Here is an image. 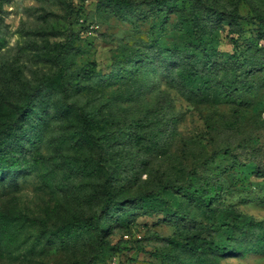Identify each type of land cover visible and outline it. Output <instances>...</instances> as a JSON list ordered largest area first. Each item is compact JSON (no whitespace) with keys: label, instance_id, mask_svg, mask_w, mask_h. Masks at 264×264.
Returning a JSON list of instances; mask_svg holds the SVG:
<instances>
[{"label":"rangeland","instance_id":"obj_1","mask_svg":"<svg viewBox=\"0 0 264 264\" xmlns=\"http://www.w3.org/2000/svg\"><path fill=\"white\" fill-rule=\"evenodd\" d=\"M11 119L0 264H264V0H0Z\"/></svg>","mask_w":264,"mask_h":264},{"label":"trees","instance_id":"obj_2","mask_svg":"<svg viewBox=\"0 0 264 264\" xmlns=\"http://www.w3.org/2000/svg\"><path fill=\"white\" fill-rule=\"evenodd\" d=\"M118 1V0H115ZM122 3L124 4H128L129 0H122ZM160 5V4H157ZM234 15L236 17L237 16V11L234 10ZM92 67H94V64H91ZM85 73H88L86 71H84ZM20 118L22 119V122H28L29 121V113L27 108L26 109H21L20 112ZM18 122L15 121V119H11L9 120L4 127L2 136L0 135V175L3 176V174L5 172H12L16 169L19 168L18 163L20 160V155H21V148H22V144H21V140L20 137H24L27 138V135L25 133L24 130H20L19 131V135L16 132V124ZM21 129L19 126L17 128V130ZM173 189L176 190H182L179 187H174L171 186ZM104 194L106 195V203L107 206L110 207H115L116 204L113 200V197L111 195V192L106 189ZM4 214L0 213V231L3 232L5 229L4 226ZM246 221L248 220H244L243 223H246ZM98 228L97 230V236L102 238V234L101 232L104 230V227L100 226V223H97ZM106 230V229H105ZM185 248L189 251H191L192 253L195 252H206V251H210V252H218V253H223L224 255L229 254L233 251H236L234 249L231 248H227V249H219L217 247H215L213 244L210 243H206V242H202L200 243L199 240L197 238H186L185 239ZM222 254V255H223Z\"/></svg>","mask_w":264,"mask_h":264}]
</instances>
